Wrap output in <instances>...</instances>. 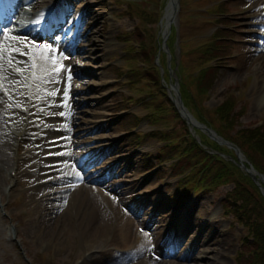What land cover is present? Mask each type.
Segmentation results:
<instances>
[{
	"label": "rangeland",
	"instance_id": "rangeland-1",
	"mask_svg": "<svg viewBox=\"0 0 264 264\" xmlns=\"http://www.w3.org/2000/svg\"><path fill=\"white\" fill-rule=\"evenodd\" d=\"M167 1L60 0L67 16L53 33L59 41L11 32V42L33 66L22 73L23 100L12 106L19 124L8 132L9 163L0 161L7 176L0 183V264H203L200 258L214 256L203 249L214 246L210 241L218 232L225 251L215 264H237L244 239L252 240V222L228 198L233 185L212 184L197 173L193 160L187 168L190 181L181 188L182 172L175 177L170 171L182 157L176 148L185 134L181 119L199 140L202 133L226 146L213 128L189 123L177 90L181 80L194 89L199 70L214 65L219 75L200 96L206 115L232 98L236 129L264 125V66L253 56L264 47V0H180L175 39L171 29L163 33ZM220 27L223 55L212 58L203 50ZM88 29L91 40L80 39ZM156 41L170 68L166 94L142 77H154V59L160 65V52L146 62L140 52L144 46L153 49ZM48 48L69 56L72 69L44 78L48 70H36L35 54ZM133 115L140 119L135 127ZM140 132L136 146L132 134ZM234 153L233 161L249 174ZM259 184L264 195V180ZM117 224L126 246L107 240ZM203 229L208 242L200 247L195 240ZM184 252L192 259L179 260Z\"/></svg>",
	"mask_w": 264,
	"mask_h": 264
},
{
	"label": "trees",
	"instance_id": "trees-1",
	"mask_svg": "<svg viewBox=\"0 0 264 264\" xmlns=\"http://www.w3.org/2000/svg\"><path fill=\"white\" fill-rule=\"evenodd\" d=\"M135 28L138 30V27ZM220 31L222 30H217L215 38L210 41L211 43H207V48L203 50L204 54H208L212 58H218L223 55L221 53L222 46L219 42L221 38ZM173 34L172 39H175L176 33L174 29ZM141 45L144 46V44ZM144 49L148 50L145 51ZM140 52L144 62L148 61L149 57H152V53L156 55L160 52V65L155 64L156 59L150 63L154 77L149 74H143L142 77L150 82L153 81L154 84H157L159 91H163V94H166L164 82L169 80L170 69L166 58H161V53L163 52L158 46V41L153 45V49L144 46ZM207 61L205 60L203 64ZM218 75L217 67L210 65L202 67L195 75L194 89L191 86L189 87V83L185 84L181 80L180 93L184 105L192 111L199 121L212 127L225 139L239 146L253 166L259 172L264 173V125L236 129V122H238L237 105L232 98L216 106L210 115H206V111L202 108L203 99L200 100V96L209 93L210 87ZM195 89L197 92H195ZM169 102L172 104L170 98ZM130 120L134 121L133 126L135 127L140 119L138 116L133 115ZM181 120L185 134H182L183 138L180 139V144L176 148L182 149V157L173 163L170 170L175 177L180 176L179 173L182 172L178 187L181 188L187 181H190L191 176L189 173L187 174V168L190 166L191 160H193V165L198 168L197 173L201 172L203 176H209L212 184H232L233 187L229 192L228 198L239 203L237 208L239 210L243 209L240 214L246 215L247 219L252 222V240L247 237L244 239V248L236 258L237 264H264V215L261 216L264 212V195L258 184L249 174L244 173V169L233 161V157L236 158L234 150L207 139L202 133L199 135L201 137L199 142L190 133L185 120ZM141 135V132L133 133L131 142L133 141L138 146L141 143ZM163 138L168 139L170 136L167 135ZM170 150V147L162 149V154L169 153ZM159 158L161 160L166 159L164 155H159ZM153 164L150 163L149 167H152Z\"/></svg>",
	"mask_w": 264,
	"mask_h": 264
},
{
	"label": "bare ground",
	"instance_id": "bare-ground-1",
	"mask_svg": "<svg viewBox=\"0 0 264 264\" xmlns=\"http://www.w3.org/2000/svg\"><path fill=\"white\" fill-rule=\"evenodd\" d=\"M17 1L18 0H5L1 3L0 10V55L3 56V59H0V76L4 78L2 80V88H0V161L3 163V165H7L9 163V152L7 151V149L9 148V144L11 143L12 135L8 134V132L9 130L10 132L12 130L10 127L15 128V126L19 124V122L15 120L17 119L18 114L14 111L15 108H12V106L14 105V103L23 100L24 82L22 80V73H25L27 69H31V66H33L29 56L21 52L14 42H11L15 39L11 32H24L30 33L31 35L35 36L46 35L48 40L59 41V35L53 33L56 29L60 27V25L65 20V17L67 16V11L65 9L62 10L60 8V0H48L45 3L39 0L36 2V7H38L39 10L42 11L46 10V12H43L44 17H47L44 26L28 24L27 22H22L19 24L17 20L20 17H24V13L20 10H23L24 8L22 6H19V10H17L16 13L13 15L12 11L15 9ZM178 12V0H170V2H168L165 7V13L162 19L163 33L166 34L171 28V25L177 20ZM85 22L86 18L82 17L80 20V24H84ZM94 23H96V21ZM14 25H18V29H12ZM5 33H7V35H5ZM91 37L92 36H90V30L88 29L79 38L91 40ZM78 48L85 49V44L80 43ZM253 56L255 57L256 61L260 66H264V47L260 49V52H258V54H255ZM35 58L37 61L36 70H38V72L48 70L46 75H43L44 78H58L62 71L66 69V71L69 72V70H71L73 67V62L71 61L69 56H66L65 53L58 50H54L52 48L37 51L35 54ZM17 69H19V71H17ZM57 69H60V71L57 72ZM10 89H13V92H11ZM9 105H11V107H9ZM10 109L12 110V112L8 114ZM180 110L188 118V121L192 126L198 124L197 121L192 118L191 115H189L188 111L181 107ZM239 157L242 160L246 161V158L243 154H240ZM73 174L74 179H77L78 177L80 178V175H78L77 173L73 172ZM257 174L259 175V173ZM6 177L7 176L5 175L2 167V169H0V183L3 182ZM257 178L258 181L261 182L264 180V175L262 177L257 176ZM2 190L3 189L0 186V192H2ZM77 190H82V186H79ZM213 222L206 224L205 229L207 231H210L216 225V221ZM207 231L205 232L204 229L201 231V233L195 240V244L197 243V245L202 247L203 244L208 242L206 236ZM167 233L168 229L164 231L162 240L167 239ZM212 233H215V231H213ZM182 235L183 233L177 235L178 241L182 237ZM218 235H220V232L217 233V236ZM217 236H215L213 240L210 241V243H213L214 246L204 247V255H208L209 253L214 252V256H211V258H200L203 264H215L217 263V258L224 255V241L218 240ZM106 237L112 245H127L126 238L121 236L119 224L112 228L111 232ZM178 259L181 261H187L189 259H192V256L191 253L184 252L178 256ZM193 259L195 260V262L198 261L195 258Z\"/></svg>",
	"mask_w": 264,
	"mask_h": 264
},
{
	"label": "water",
	"instance_id": "water-1",
	"mask_svg": "<svg viewBox=\"0 0 264 264\" xmlns=\"http://www.w3.org/2000/svg\"><path fill=\"white\" fill-rule=\"evenodd\" d=\"M174 86H176V90H177V84H175ZM177 93H178V101H179L180 105H181L182 107H184V106H183V101H182V99H181V96H180V93L178 92V90H177ZM207 129H209V128L207 127ZM209 130H210V129H209ZM221 142H222V143H225V144L228 145L229 147H233V148L235 149L236 153L238 154V156H240L241 151H240V148H239V147L235 146L234 144H231L229 141L223 140V138H222ZM229 143H230V144H229ZM240 159H241V158H240ZM243 166L247 169V171L249 172V174L251 175V177H252V178H253V179L259 184V182H258V180H257V177H256V173H259V172L255 171L254 167H252V166H251L250 168L246 167L245 164H243ZM259 176L262 177L263 174H259ZM259 185H260V184H259Z\"/></svg>",
	"mask_w": 264,
	"mask_h": 264
},
{
	"label": "snow or ice",
	"instance_id": "snow-or-ice-1",
	"mask_svg": "<svg viewBox=\"0 0 264 264\" xmlns=\"http://www.w3.org/2000/svg\"><path fill=\"white\" fill-rule=\"evenodd\" d=\"M5 35H7V33H5ZM0 59H3V56L2 55H0ZM34 67H35V65H34ZM17 71H19V69H17ZM60 71V69H57V72H59ZM66 71V70H65ZM4 78L2 77V76H0V88H2V80H3ZM54 94V93H53ZM19 105H17V107H18ZM9 107H11V105H9ZM62 115V114H61ZM79 178V177H78Z\"/></svg>",
	"mask_w": 264,
	"mask_h": 264
}]
</instances>
